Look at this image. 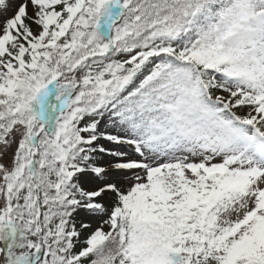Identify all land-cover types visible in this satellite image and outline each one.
I'll return each instance as SVG.
<instances>
[{"label": "snow or ice", "instance_id": "obj_1", "mask_svg": "<svg viewBox=\"0 0 264 264\" xmlns=\"http://www.w3.org/2000/svg\"><path fill=\"white\" fill-rule=\"evenodd\" d=\"M0 264H264V0H0Z\"/></svg>", "mask_w": 264, "mask_h": 264}]
</instances>
